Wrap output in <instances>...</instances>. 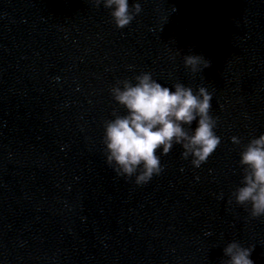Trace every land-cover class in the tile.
<instances>
[{"label":"clouds","instance_id":"9594fccd","mask_svg":"<svg viewBox=\"0 0 264 264\" xmlns=\"http://www.w3.org/2000/svg\"><path fill=\"white\" fill-rule=\"evenodd\" d=\"M99 7L111 9L117 28L123 29L141 11L140 3L129 8V0H92ZM186 67L193 72L211 66L202 54L184 58ZM130 80L117 81L111 88L114 101L126 110L120 115L113 112V119L104 123V151L106 162L113 166L118 176H135L137 185L146 184L153 175L162 171V149L167 155L174 145L183 149L181 156L199 168L206 163L221 143L216 134L217 118L210 115L212 94L205 87L195 93L191 87L175 83L171 88L153 79L150 72H143ZM174 88V90H173ZM193 122L197 126L191 129ZM187 126V127H185ZM234 145H241L239 137H231ZM239 164L242 169L240 186L232 193L235 203L245 206L252 218L264 216V134L243 145ZM250 205V208L248 206ZM229 257L225 264H254L250 259L252 248L233 241L223 249Z\"/></svg>","mask_w":264,"mask_h":264}]
</instances>
